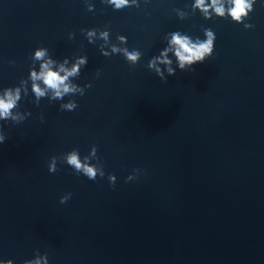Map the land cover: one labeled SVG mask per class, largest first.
<instances>
[{
  "label": "water",
  "instance_id": "1",
  "mask_svg": "<svg viewBox=\"0 0 264 264\" xmlns=\"http://www.w3.org/2000/svg\"><path fill=\"white\" fill-rule=\"evenodd\" d=\"M88 2L94 11L85 0H0V90L33 63L39 71L38 47L61 61L87 55L73 82L93 85L36 106L29 82L19 111L31 116L0 121V259L23 264L39 251L49 264H264V0L246 21L252 29L193 15L194 0H139L140 9L119 11ZM105 26L112 43L124 35L129 51L143 53L138 65L105 57L103 41L80 31ZM205 28L217 36L212 57L177 68L167 83L149 70L166 34L206 39ZM70 99L79 107L60 111ZM93 145L115 188L66 162L49 172L52 156L78 148L83 158ZM130 175L137 179L126 182Z\"/></svg>",
  "mask_w": 264,
  "mask_h": 264
},
{
  "label": "clouds",
  "instance_id": "2",
  "mask_svg": "<svg viewBox=\"0 0 264 264\" xmlns=\"http://www.w3.org/2000/svg\"><path fill=\"white\" fill-rule=\"evenodd\" d=\"M88 11H94L95 5L85 0ZM113 7L114 11L123 10L126 7L140 9L139 0H102ZM147 3V0H145ZM257 0H194L191 4V14L197 11L208 20L213 17L228 19L229 17L234 23L243 24L245 29H252L254 25L246 23L251 18V13L255 11L254 5ZM177 16L181 20L189 17L190 13L181 9H174ZM86 35L89 43L95 44L98 40L103 41L100 43L99 49L102 55L109 57L113 54H122L125 61L131 65L136 66L140 63L143 53L139 50L133 49L129 51L128 39L124 35H117L119 43H112L110 38V27L105 26L104 29L82 28L80 30ZM206 39L199 37L193 39L190 35L181 31H173L165 35L166 47H164L159 55L154 56L148 62L147 67L153 71L162 81L167 83L170 76L177 74V68L182 72L193 70L194 66L199 63H204L209 57H212L215 52V42L217 39L216 33L210 29H203ZM75 33H70L69 38L73 39ZM122 45V46H121ZM171 54V55H170ZM175 58V61L173 58ZM33 62L41 61L39 64V71H37L33 63L30 75L21 79L19 84L15 87H7L0 90V121L11 122L12 124H20L31 116V112H21L20 101L29 93V82L31 83V92L35 96L36 106L40 105L42 98L47 97L51 101H63L65 96L85 95L86 89L91 88V82L81 86L73 82L76 78L80 77L82 70L88 64L87 55L76 56L74 59L65 57L62 61L54 59L46 47H38L31 55ZM9 63H14L10 61ZM175 63V66H174ZM58 65V67H57ZM63 73V75H61ZM100 70H97L99 76ZM72 78L71 80L69 78ZM44 87H41V83ZM49 93H51L49 95ZM79 107L76 99H70L66 103H61L59 106L60 111L73 112ZM41 121L44 120L43 114L40 116ZM6 134L4 132V125L0 124V144L6 142ZM98 153V146L93 145L88 155L81 157L80 150L73 148L71 151L61 154L60 156H52L48 168L50 173L59 171L58 162H66L73 168L76 175H84L89 180L96 183L107 175L110 184L115 188L117 184V177L113 174H106L105 166L100 161ZM95 160V163L92 161ZM140 169H134V173H139ZM135 175L127 177L126 182L136 180ZM72 196V193H67L61 196L60 203H66ZM0 264H14L12 259H0ZM23 264H49L48 253L41 255L37 251L32 259H26Z\"/></svg>",
  "mask_w": 264,
  "mask_h": 264
}]
</instances>
